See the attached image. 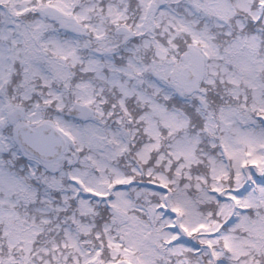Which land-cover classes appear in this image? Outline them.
<instances>
[{
    "label": "snow or ice",
    "instance_id": "1",
    "mask_svg": "<svg viewBox=\"0 0 264 264\" xmlns=\"http://www.w3.org/2000/svg\"><path fill=\"white\" fill-rule=\"evenodd\" d=\"M0 264H264V0H0Z\"/></svg>",
    "mask_w": 264,
    "mask_h": 264
}]
</instances>
